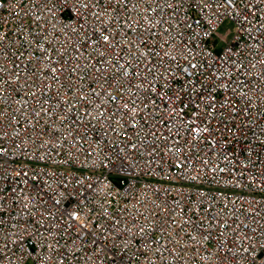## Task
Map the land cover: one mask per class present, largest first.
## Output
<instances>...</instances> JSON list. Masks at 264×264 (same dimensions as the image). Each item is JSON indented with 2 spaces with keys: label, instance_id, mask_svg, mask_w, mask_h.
Listing matches in <instances>:
<instances>
[{
  "label": "built area",
  "instance_id": "obj_1",
  "mask_svg": "<svg viewBox=\"0 0 264 264\" xmlns=\"http://www.w3.org/2000/svg\"><path fill=\"white\" fill-rule=\"evenodd\" d=\"M0 264H264V0H0Z\"/></svg>",
  "mask_w": 264,
  "mask_h": 264
},
{
  "label": "rangeland",
  "instance_id": "obj_2",
  "mask_svg": "<svg viewBox=\"0 0 264 264\" xmlns=\"http://www.w3.org/2000/svg\"><path fill=\"white\" fill-rule=\"evenodd\" d=\"M229 29H231V24L226 23V24L222 27L221 32L224 33L225 31H227V30H229Z\"/></svg>",
  "mask_w": 264,
  "mask_h": 264
}]
</instances>
